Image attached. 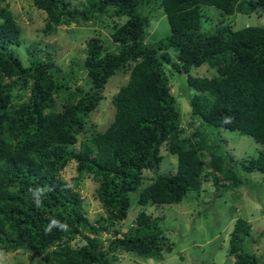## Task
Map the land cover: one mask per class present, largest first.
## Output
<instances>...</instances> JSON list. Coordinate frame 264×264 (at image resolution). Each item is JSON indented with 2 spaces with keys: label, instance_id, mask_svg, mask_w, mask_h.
<instances>
[{
  "label": "trees",
  "instance_id": "trees-1",
  "mask_svg": "<svg viewBox=\"0 0 264 264\" xmlns=\"http://www.w3.org/2000/svg\"><path fill=\"white\" fill-rule=\"evenodd\" d=\"M5 1L0 0V250L26 251L38 256L39 264H111L118 249L159 256L165 238L158 217L140 210L129 229L113 227L125 218L131 195L137 205L172 204L198 191L202 181L210 180L215 190L243 183L231 156L219 140H208L203 127L249 136L260 149L242 160L240 169L264 175V25L218 24L200 31V5L225 15L247 14L264 11V0H30L46 14L44 34L92 21L107 8L125 17L112 27L110 44L89 36L82 61H70L66 72L48 52L37 55L38 48L28 51L23 65L16 54L20 27ZM150 2L159 4L168 25V33L155 41L146 40L148 18L141 11ZM203 63L214 75L188 73ZM168 64L185 74L192 90L186 99L195 125L188 142L180 137L178 103L164 70ZM120 70L127 71V79L112 96V120L103 131L90 125L78 148L68 149L87 131V115L107 79ZM79 71L86 76L85 89L70 85ZM163 142L176 156L175 172L141 185L142 172L157 167ZM69 161L75 175L67 183L58 174ZM85 174L95 181V197L106 212L93 220L76 189ZM250 229L245 219L233 222L227 247L232 264L258 263L241 248ZM101 233L108 236L106 245L94 239Z\"/></svg>",
  "mask_w": 264,
  "mask_h": 264
},
{
  "label": "rangeland",
  "instance_id": "rangeland-1",
  "mask_svg": "<svg viewBox=\"0 0 264 264\" xmlns=\"http://www.w3.org/2000/svg\"><path fill=\"white\" fill-rule=\"evenodd\" d=\"M6 6L20 27L21 44L16 48V54L23 63L27 64L28 51L34 48L41 49L37 55L42 56L48 52L53 63L62 72L69 68L70 61L80 63L84 57V42L89 36L96 35L110 44L109 33L114 25L120 24L125 17L112 14L107 8L96 19L89 22L59 25L49 33H43L46 14L35 8L30 0H6ZM77 4V0H72ZM141 11L148 18L146 40L155 41L168 33V25L159 4L150 2L143 4ZM201 22L200 31L209 32L218 24H227L233 29L243 26H263L264 11L257 9L251 13L235 12L225 15L218 9L200 5ZM171 63H175V51L167 50ZM165 73L169 79L170 93L175 96L180 112L179 124L183 129L180 137L191 139L189 134L195 123L191 122L187 95L192 93L185 81L183 72L175 71L171 65H164ZM189 74L193 76L209 77L214 75V70L205 63L198 67H190ZM127 71H117L110 76L103 90L102 98L95 108L86 117L87 131L77 135V142L69 145L68 149H77L80 140L88 136L90 125L97 131H103L113 117L112 96L118 87L125 83ZM87 88L84 72H78L70 84ZM209 141L219 140L222 147L231 156L235 170L243 178V183L235 188L215 190L211 181H202L198 191H189L178 203L160 205H137L131 195L130 206L125 218L114 224L120 232L129 229L135 215L144 211L152 218H159V225L165 240L159 256L142 258L133 253L116 250V259L111 264H232V259L227 252L229 232L233 222L242 218L250 223L249 236L242 243L241 248L255 254L258 263L264 264V175L253 170L244 173L239 164L256 156L260 145L256 144L249 136L239 134L224 128L203 127ZM161 159L156 168L146 169L142 172V184L145 185L156 175H166L175 172L176 156L167 151V142L159 147ZM201 160L206 163L204 153ZM245 163V162H244ZM75 175L74 162L69 161L58 176L70 183V178ZM95 181L89 175H82L76 189L82 198V207L89 220L99 215L105 216L106 212L95 197ZM93 237V236H92ZM107 234L101 233L94 237L103 245L107 244ZM77 240V239H75ZM72 242V241H71ZM70 242V243H71ZM39 257L26 251L15 250L5 252L0 250V264H39Z\"/></svg>",
  "mask_w": 264,
  "mask_h": 264
},
{
  "label": "crops",
  "instance_id": "crops-1",
  "mask_svg": "<svg viewBox=\"0 0 264 264\" xmlns=\"http://www.w3.org/2000/svg\"><path fill=\"white\" fill-rule=\"evenodd\" d=\"M230 257V256H229ZM231 259H232V257H230ZM232 261H233V259H232Z\"/></svg>",
  "mask_w": 264,
  "mask_h": 264
}]
</instances>
